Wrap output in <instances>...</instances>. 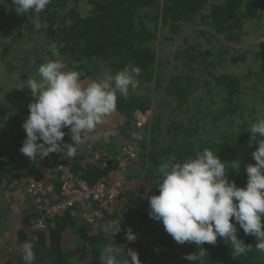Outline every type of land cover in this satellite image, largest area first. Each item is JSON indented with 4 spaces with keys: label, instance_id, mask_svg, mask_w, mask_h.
Listing matches in <instances>:
<instances>
[{
    "label": "trees",
    "instance_id": "1",
    "mask_svg": "<svg viewBox=\"0 0 264 264\" xmlns=\"http://www.w3.org/2000/svg\"><path fill=\"white\" fill-rule=\"evenodd\" d=\"M252 2L51 0L39 14L29 11L19 15L13 0H0V29L7 31L0 45V66L9 60L7 62L16 75V78L14 75L9 76L10 90L4 89L5 85L0 82V113L6 112L1 109L6 99H18L24 94H30L28 98L35 99L29 89L21 93L19 86L15 89L13 86L19 81L21 83L23 78L27 80L29 76L39 79L36 70L47 60L55 59L50 50V46L55 44L63 62L69 69L81 72V80L85 84L100 77L105 69H111L115 74L129 63L141 68L139 86L130 89L129 99L117 94L116 113L120 121L125 120L124 124H128L130 130L133 125L136 126L139 115L148 114L151 104L145 102L147 98L143 99L135 93L140 92L142 85L152 82L156 69L173 63L170 74L166 75L164 81H158L164 85V95L159 103V111L154 113L147 128L149 130L151 126V135L137 140V157L128 171L113 216L89 226L78 215L69 212L49 222L47 231H38L32 229V226L39 214L34 210L23 209L0 216V234L3 233L2 221L10 220L11 225H16L13 241L21 251L24 242L33 243V264H102L99 257L103 246L109 243L121 247L125 253L120 252L121 259L126 258L128 248L136 250L142 264H200V261L184 259L187 254L198 253L195 243L178 244L165 231L162 222L150 218L149 198L159 194L155 170L164 158L174 155L178 161H183L205 148L217 153L227 164L226 174L230 181H235L238 187H246L247 175L238 172L230 158L243 147L239 141L242 127L246 124L243 115L244 79L223 69V64L214 58L215 52L205 49L201 45L204 42L202 39L197 41V35L204 37L207 31L199 30L202 34L198 32L194 34L195 37L192 36L195 45L189 33L183 34L185 26L199 24L222 37L224 43L235 44L241 41V33L246 24L258 18V10ZM37 17L41 23L39 31L35 29L34 23ZM158 23L162 24L163 29H168L169 33L173 32V38L169 36L167 40L181 39L172 59L170 55L167 63L158 58L154 46ZM208 35L207 38L214 36L212 33ZM10 47L14 50H10ZM238 60L235 59V62ZM261 67L264 72V60ZM261 77L264 83V73ZM210 92L219 95L216 102H211L213 108L200 109L204 96ZM197 102L199 109H196ZM194 103L196 106L193 111L191 105ZM5 107L8 108L6 102ZM166 110L170 111L167 117ZM178 110L184 112L179 114ZM190 110L194 114L188 117ZM242 138V141L246 140L245 136ZM95 151L107 152L114 157L120 150L113 152L106 147H97L88 151L89 158L77 156L74 159H62L59 163L69 166L76 176L90 184L102 179H114L119 171L118 164L109 160L104 166L102 161L93 158ZM52 160L56 158L25 160L17 168V173L26 182L46 179L59 187V163ZM11 166L10 162L0 158V173L11 171ZM130 213L133 216L128 217ZM113 220L121 223V231L115 235L104 230V225ZM232 222L238 229V237L246 245L253 246L252 251L234 258L230 245L218 237L215 245H203L208 252L205 264H264V253L255 249L257 238L245 235L234 217ZM128 228L137 235L136 241L126 240ZM2 242L0 235V264H11L7 255L4 256V253L12 256L10 244Z\"/></svg>",
    "mask_w": 264,
    "mask_h": 264
},
{
    "label": "clouds",
    "instance_id": "2",
    "mask_svg": "<svg viewBox=\"0 0 264 264\" xmlns=\"http://www.w3.org/2000/svg\"><path fill=\"white\" fill-rule=\"evenodd\" d=\"M50 3L51 0H13L19 15L29 11L39 14ZM34 23L39 31L38 17ZM50 50L55 59L38 67L39 79L29 76L25 82L35 99L28 105L30 115L23 123L26 139L20 152L32 161L51 153H62L74 159L79 146L85 142L116 136L114 130L93 133L116 111L117 94L127 98L130 89L139 86L142 71L129 63L115 74L105 69L99 78L85 84L81 80L82 73L69 69L63 62L55 44ZM63 129L69 130L73 143L64 142ZM249 132L258 148L252 153L256 164L246 167L248 179L244 188L228 179L227 164L208 148L183 161H178L174 155L164 158L155 170L159 194L149 198V216L162 222L165 231L178 244L197 245L198 253L185 255L188 261L205 264L208 252L203 245H215L218 237L230 245L234 258L252 251L253 246L238 237L233 217L245 235L257 238L255 249L264 253V118L251 123ZM234 164V168L239 167L238 163ZM104 230L115 235L121 231V223L110 221L104 225ZM126 240H137L131 228L126 230ZM33 247L30 241L22 245L25 264H33ZM121 251L116 244H106L99 259L102 264H142L136 250L128 248L123 259L119 257Z\"/></svg>",
    "mask_w": 264,
    "mask_h": 264
},
{
    "label": "rangeland",
    "instance_id": "3",
    "mask_svg": "<svg viewBox=\"0 0 264 264\" xmlns=\"http://www.w3.org/2000/svg\"><path fill=\"white\" fill-rule=\"evenodd\" d=\"M252 1V5H256V9L258 10V18L251 19L252 21L246 24L245 30L243 29L244 31H242L241 33V41H237L235 44L224 43L222 37H218L217 35H215V33H213V31H211V29L204 28L203 25L199 24L190 27L185 26V32L183 34L185 35L189 33L191 42L195 45L196 41L194 40V37L196 35L194 34H197L198 32L202 34L199 30L205 32L207 31V36H209V33H212L214 36L208 38L206 37V35H204V37L203 35L202 37H198L199 35H197V41L202 39L204 42H202L201 45H204L205 49H210L215 52L214 58L217 59L219 63L221 62L223 64V69H225L228 73H235L236 75L244 79L245 89L243 99L245 104V112L243 113V115L245 117L246 124L242 127V135L240 136L239 141L240 143H243L241 144V146L243 145V147L240 150H237L236 153L230 158L233 164L238 163V172L246 175L247 165L256 164L252 153L258 148V145L251 141V133L249 132L250 125L251 123L256 122L258 118H264V83L261 81V75L263 76L264 73L263 71H261V64L264 60V0ZM9 10L14 11L13 9ZM159 23V30L156 33L154 46L158 58L164 63H167L169 56L171 55L170 59H172V55L179 47L178 43L181 42V39L179 37L177 38V40H167V37L173 35V32L169 33V30L163 29L162 24ZM208 30H210L211 32ZM6 33V29H0V45L3 44ZM193 35L194 37H192ZM171 37L173 38V36ZM240 37L237 40H239ZM10 50H14V48L10 47ZM209 58L211 59L212 57ZM235 59L239 60L235 62ZM7 61L0 66V82L5 85L4 89L10 90V87H8V85H10L9 76L14 75L15 77L16 75L12 67H10L9 62ZM168 64L166 66H162V68L160 67L159 69H156L152 82L150 84L142 85L140 92L135 93L136 95H140V97H142L143 99L147 98L149 101H147L146 99V103H151L149 112H147L151 116V118L154 113L159 111V103L164 95V85L158 81L161 79L164 81L166 75H169L170 71H172L171 69L173 63L171 62L170 66H168ZM26 81L27 80L23 78L21 83L19 81L16 85L13 86L14 89L18 86L25 87L21 89V93L28 92L26 88L27 85L25 83ZM13 84H15V82ZM21 84L23 86H21ZM28 96H30V94H24L18 99H6L5 102L8 108L5 107L4 101L1 105V109L5 110L6 112L0 113V158L7 162H10L12 165V170L0 173V216L7 215L9 214V212L16 213L20 209L31 208L29 210H32L33 208L32 203L30 202L25 192L27 182L17 173V168L22 164V162L25 160H30L20 152V148L23 146V142L26 139V132L23 128V123L30 115L28 105L34 102V99H30L28 98ZM218 96V94L210 92V94L208 93L204 96V101L202 102L203 104H201L200 107L197 102V106L196 103H194L191 105V108L193 109V111L195 110V106L196 109L200 108L202 110L213 108L214 105L211 104V102H216V98H218ZM127 98L129 99V96H127ZM193 111H188L187 116L189 117L194 114ZM183 112L184 111L182 110L177 111V113L179 114H182ZM169 113L170 111H165L166 117ZM124 122L125 120H119V117L115 111L106 119L103 124L97 127L96 133L93 134L108 130H114L117 132V135L102 138L98 141L85 142L84 144L79 146L77 156H87V158H89L90 156L88 155H90V153H88V151L97 149V147H106L115 152L121 150L122 147L128 144H137V146H139L137 140L145 136L150 137L151 126L150 129L147 130L149 124H147L148 126L145 127L143 131H141L140 128L134 125L132 126L133 128L129 130V125L124 124ZM63 131H65L66 133L64 142L73 143L70 138L69 130L63 129ZM257 135L259 138V134ZM242 136H245L246 140L242 141ZM38 143H42V141H38ZM46 158L50 160L52 158H56V160H52L56 163H59L62 159H67V157H64L62 153H51L48 157H45L43 159L37 158L35 160L42 161L46 160ZM20 201L22 202L21 205ZM131 216L133 215L130 213L128 217ZM4 222L6 223V229H3L4 233L0 234L1 238H3L4 241L2 243H9V247H11V252L13 253L12 256L9 253H4V256L7 255L6 257L7 259L11 260V264H25L22 258L23 251L20 250L21 248L12 244L14 242L13 233L16 229V225L10 226L8 221Z\"/></svg>",
    "mask_w": 264,
    "mask_h": 264
},
{
    "label": "built area",
    "instance_id": "4",
    "mask_svg": "<svg viewBox=\"0 0 264 264\" xmlns=\"http://www.w3.org/2000/svg\"><path fill=\"white\" fill-rule=\"evenodd\" d=\"M150 119L149 114H141L136 126L143 131ZM136 157L137 144L125 145L114 157L107 152H93V158L102 161L104 166L109 160L115 161L119 166L114 179H102L95 184L76 176L69 166L62 163L57 166L59 187L46 179L27 181L26 195L32 203V210L39 214L32 229L47 231L49 222L64 217L69 212L78 215L89 226L97 225L113 216L128 171Z\"/></svg>",
    "mask_w": 264,
    "mask_h": 264
},
{
    "label": "crops",
    "instance_id": "5",
    "mask_svg": "<svg viewBox=\"0 0 264 264\" xmlns=\"http://www.w3.org/2000/svg\"><path fill=\"white\" fill-rule=\"evenodd\" d=\"M28 201V200H27ZM22 204V202L20 201V205ZM117 204H118V202H117ZM117 204H116V206H115V211H116V207H117ZM26 209H31V208H26ZM20 210H23V209H20ZM19 210V211H20ZM11 212H9V214H10ZM9 214H7V215H9ZM11 214H13V213H11ZM115 214V213H114ZM5 216V215H4ZM1 217H3V216H1ZM5 221H8L9 222V224H10V226H13V224L11 225V222H10V220H5ZM5 222L4 221H2V230L3 229H6L5 228ZM9 231V230H8ZM3 233H4V231H3ZM2 240H3V238H2ZM14 246L16 245L14 242L12 243Z\"/></svg>",
    "mask_w": 264,
    "mask_h": 264
}]
</instances>
